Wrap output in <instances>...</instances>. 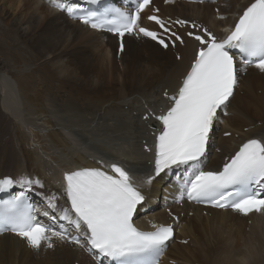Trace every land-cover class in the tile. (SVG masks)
Returning <instances> with one entry per match:
<instances>
[{
    "label": "bare ground",
    "instance_id": "bare-ground-1",
    "mask_svg": "<svg viewBox=\"0 0 264 264\" xmlns=\"http://www.w3.org/2000/svg\"><path fill=\"white\" fill-rule=\"evenodd\" d=\"M251 1L229 0L225 12L244 8ZM199 7L203 14L193 7L190 18L195 14L220 32L212 9L204 4ZM128 36L118 67L114 38L68 21L45 0H0V51L7 50L3 52L6 57H0V177L40 180L43 187L34 189L46 207L49 198L55 197L58 209L64 204V172L119 162L141 185L147 205H152L151 197H157L163 184L158 179L144 186L141 180L150 170L141 142L148 141L151 124L141 118L148 110L171 105L161 93L177 91L179 78L189 67L183 72V61L190 62L196 47L186 41L184 48H176L175 53L181 55L176 62L171 50L164 53L151 42ZM108 53L112 57L106 65ZM256 70L247 69L246 89L242 91L240 79L229 113L219 117L224 128L213 133L215 147L209 163L222 161L245 140L257 137L264 141V74ZM256 122L261 125L256 127ZM243 127L252 128L243 133ZM225 132H231V137L223 139ZM174 211L184 214L176 238L188 243L172 244L166 253L168 261L264 264V213L243 218L233 212L209 211L203 216L189 205ZM188 212L193 216L188 217ZM139 217L168 222L158 208L151 216ZM246 227L258 233L257 243L245 237L240 242L237 233ZM53 242V251L44 246L37 250L20 237L4 235L0 237V264H92L77 246Z\"/></svg>",
    "mask_w": 264,
    "mask_h": 264
},
{
    "label": "snow or ice",
    "instance_id": "snow-or-ice-1",
    "mask_svg": "<svg viewBox=\"0 0 264 264\" xmlns=\"http://www.w3.org/2000/svg\"><path fill=\"white\" fill-rule=\"evenodd\" d=\"M151 0H137L132 13L115 10L112 19L107 13L75 16L74 9L61 0H53L56 8L67 12L93 29L106 28L121 38L125 35L149 37L165 48L164 36L141 26V13ZM158 11V9H157ZM169 34L171 43H184L157 15H150ZM181 26L185 20L175 22ZM193 28L197 25L193 24ZM188 35L199 42V48L176 95L169 97L172 106L156 116L162 130L156 137L153 179L183 170L180 180L181 199L204 203L214 208L232 209L249 215L264 212V141L250 139L219 170H204L207 147L212 139L218 112L227 115V107L238 86V72L254 66L264 73V0H252L239 16L234 27L223 39H217L207 29L203 35ZM239 64L243 67H238ZM167 95V93L165 94ZM228 135V133H225ZM65 193L70 208L61 209L58 217L67 221L77 235L63 226L54 230L37 219V211L25 202V194L33 186L43 187L40 180L26 176L0 178V193L16 186L22 191L4 201L0 210V233L11 232L27 241L33 249L54 246L53 239L84 248L97 264H159V257L174 237L171 225H153V231H143L134 223L138 206L145 196L134 184L129 173L113 163L110 170L81 168L64 175ZM55 197L49 198V208L57 211ZM49 216V212L42 213ZM83 237V242L81 240Z\"/></svg>",
    "mask_w": 264,
    "mask_h": 264
},
{
    "label": "rangeland",
    "instance_id": "rangeland-1",
    "mask_svg": "<svg viewBox=\"0 0 264 264\" xmlns=\"http://www.w3.org/2000/svg\"><path fill=\"white\" fill-rule=\"evenodd\" d=\"M173 2H174V4L173 5H171V6H168V7H165V8H162V10H163V12L164 13H168V15H172L171 13H178V14H183V13H185L186 15H188V17L187 18H190V16H191V10H192V8L193 7H195L196 8V10L195 11H197V13H202L203 14V11H202V8H200L199 7V5H193V7H190L191 5H179V3H177L176 2V0H173ZM173 6V7H172ZM187 6V7H186ZM228 8H230V7H228ZM235 8H237V7H234V8H231V9H234V10H236ZM227 9V8H226ZM226 9H222L221 10V13H224L225 12V10ZM166 10H167V12H166ZM173 10V11H172ZM170 12V13H169ZM184 18H186L185 16H184ZM225 24H227L226 22H224V23H221V24H219V27L220 28H222ZM131 37H134V35H130V36H128L127 38H131ZM136 37V36H135ZM0 45H2V43H0ZM4 51H6L7 52V50L6 49H3ZM2 51V50H1ZM1 51H0V57L1 58H5L6 56L4 55V53H6V52H4V51H2V53H1ZM4 52V53H3ZM109 54V55H108ZM107 54V56H106V58H105V63H106V65H109L110 64V62H109V59L112 57L111 56V54L110 53H108ZM173 55V53L171 54V56ZM110 56V57H109ZM101 58H103L102 56H101ZM171 58H173V57H171ZM111 60V59H110ZM108 61V62H107ZM114 64V63H113ZM189 64V61H183V72L185 71V69H186V67H187V65ZM116 65V64H115ZM244 79H241V82L240 83H242V84H240L241 85V89H242V91H244L245 89H246V81H244ZM260 94V93H259ZM256 125H259V124H256ZM246 129L247 128H244L243 127V132H245L246 131ZM249 228V227H248ZM245 229V228H244ZM246 229H247V227H246ZM242 230L241 231V233L239 232V233H237V234H235V235H237V237L239 238L240 236H241V239H240V242H243V238H244V240L245 241H249L250 243H257V237H259V235H257L256 236V234H258V233H252V230H250V228H249V230L247 229V230ZM247 231V232H246ZM263 231V230H262ZM262 231H260L259 233L261 234L262 233ZM243 236H242V235ZM236 237V236H235ZM236 237V238H237ZM242 240V241H241ZM171 251H172V249H171ZM168 258V257H167ZM167 258H166V261L168 262V260H167ZM177 262V261H176ZM177 264H181V262L180 261H178V263Z\"/></svg>",
    "mask_w": 264,
    "mask_h": 264
}]
</instances>
